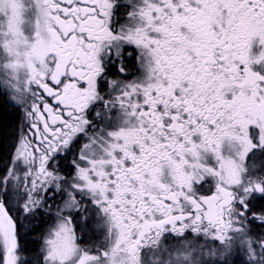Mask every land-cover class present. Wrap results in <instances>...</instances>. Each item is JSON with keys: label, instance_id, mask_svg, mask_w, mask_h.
I'll use <instances>...</instances> for the list:
<instances>
[{"label": "snow or ice", "instance_id": "6c2138e0", "mask_svg": "<svg viewBox=\"0 0 264 264\" xmlns=\"http://www.w3.org/2000/svg\"><path fill=\"white\" fill-rule=\"evenodd\" d=\"M4 156L0 264H264V0H0Z\"/></svg>", "mask_w": 264, "mask_h": 264}, {"label": "trees", "instance_id": "16d2710c", "mask_svg": "<svg viewBox=\"0 0 264 264\" xmlns=\"http://www.w3.org/2000/svg\"><path fill=\"white\" fill-rule=\"evenodd\" d=\"M12 116H13V113L11 111L8 112L7 115L3 116V119L4 121L7 123V124H14V121L12 119ZM9 131L11 132L12 129H9ZM9 144L11 143V138L8 139L7 141ZM7 162V157L4 156L3 158H0V168L3 167V165Z\"/></svg>", "mask_w": 264, "mask_h": 264}, {"label": "flooded vegetation", "instance_id": "af4514ba", "mask_svg": "<svg viewBox=\"0 0 264 264\" xmlns=\"http://www.w3.org/2000/svg\"><path fill=\"white\" fill-rule=\"evenodd\" d=\"M207 194H210V193H207ZM33 246H34V245H33L31 242H29L28 247L31 248V247H33Z\"/></svg>", "mask_w": 264, "mask_h": 264}]
</instances>
